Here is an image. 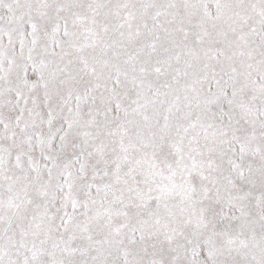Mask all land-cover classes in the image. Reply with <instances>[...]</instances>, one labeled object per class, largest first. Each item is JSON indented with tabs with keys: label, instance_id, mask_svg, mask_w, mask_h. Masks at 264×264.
I'll list each match as a JSON object with an SVG mask.
<instances>
[{
	"label": "snow or ice",
	"instance_id": "obj_1",
	"mask_svg": "<svg viewBox=\"0 0 264 264\" xmlns=\"http://www.w3.org/2000/svg\"><path fill=\"white\" fill-rule=\"evenodd\" d=\"M0 264H264V0H0Z\"/></svg>",
	"mask_w": 264,
	"mask_h": 264
}]
</instances>
